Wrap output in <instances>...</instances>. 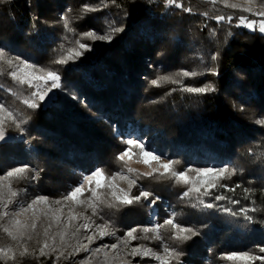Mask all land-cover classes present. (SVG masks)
Returning a JSON list of instances; mask_svg holds the SVG:
<instances>
[{
    "label": "trees",
    "instance_id": "1",
    "mask_svg": "<svg viewBox=\"0 0 264 264\" xmlns=\"http://www.w3.org/2000/svg\"><path fill=\"white\" fill-rule=\"evenodd\" d=\"M180 2L192 11L166 8L164 0H0V47L61 77L55 101L32 110L23 104L32 89L0 75V101L27 120L23 126L35 148L34 154L28 155L22 146L0 144V173L14 166L36 168L38 189L60 199L69 186L80 182L82 174L94 168L108 175L123 169L124 163L116 157L127 146L119 134L125 136L129 128H140L141 137H149V149L156 147L180 162L176 170L209 165L235 168L236 175L220 183L241 187L235 192L217 187L212 194L241 203L216 202L221 208L239 209L254 200L255 207L264 209V125L256 123L264 119V35L235 27L236 19L229 25L226 21L217 24L213 18L243 15L255 19L248 13L224 8L220 2L215 6L207 0ZM86 5L98 10L84 12ZM205 11L208 18L201 15ZM61 16H67L72 31L65 29ZM110 25L124 26L125 31L115 34L99 53L78 49L83 53L79 58L66 64L54 62L78 48L76 40L89 45L93 40L84 33H105ZM217 53L218 59L211 61ZM213 66L218 75L206 70ZM182 71L199 73L177 77L183 85L211 84L215 91L193 94L180 90L179 84L150 83ZM74 95L80 99H73ZM15 131L11 126L6 129L7 133ZM27 177L12 187L28 184L30 171ZM139 181L173 204L178 223L200 231L191 240L180 242L168 239L171 232L161 229L164 241L183 252L180 262H195L210 250L216 264L217 254L255 251V246L264 245V226H245L242 218L203 208L194 197L181 199L187 186L159 173L141 176ZM244 188L252 192L245 194ZM101 215L123 234L126 229L145 226L148 209L142 203L119 210L105 207ZM250 215L264 216V211ZM49 223L42 219L31 240L12 241L3 232L6 221H0V248L10 247L16 254L7 264H67L65 254L59 260L48 249L49 255H39L44 227ZM57 229L53 224L49 236ZM135 242L158 248L152 239ZM25 246L27 254L21 255ZM0 264L5 262L0 260Z\"/></svg>",
    "mask_w": 264,
    "mask_h": 264
},
{
    "label": "snow or ice",
    "instance_id": "2",
    "mask_svg": "<svg viewBox=\"0 0 264 264\" xmlns=\"http://www.w3.org/2000/svg\"><path fill=\"white\" fill-rule=\"evenodd\" d=\"M208 3L215 6L218 2L222 3L224 8L239 10L243 13H248L251 16H255L258 19H249L247 16L233 17L232 15H215L217 24L222 22H227L229 25H232L233 20L236 19L238 22L235 24V27H245L253 32L258 31L260 34L264 35V0H261L257 4V0H243V2H229V0H207ZM164 6L166 8L174 6L177 9H182L184 12H191L192 9L184 7L180 0H164ZM98 9L92 8L90 6H84L82 11H96ZM70 11V10H69ZM204 17L208 18L209 13L207 11L201 13ZM64 22L65 29L72 31L69 27V21L67 16H61L60 18ZM125 31L124 26L113 27L109 26V31L105 33H96L94 30H90L83 34L84 37L90 38L93 41H105L111 42L114 38V35L117 33H122ZM231 35V33H229ZM78 48H72L69 50L67 57L60 58L54 61L57 64H66L68 60H75L79 58L83 53L78 49L84 51L91 50V46L88 44L81 43L80 40H76ZM211 61H216L218 59V53L210 57ZM212 75H218L216 68L213 66L207 68ZM39 73V74H37ZM7 75L19 86H27L28 89H32L28 99L23 100V104L26 105L28 109L35 110L40 107L41 103H44L47 100L48 104H51L55 101V95H49L52 93L53 89L61 88V77L56 71L44 70L36 66L35 64L28 62L27 60L19 56H11L7 50L0 47V75ZM199 73L193 71H182L177 72L174 75H162L158 79H153L150 83L155 86H159L160 81H165L172 84H179L180 90L193 94H205L207 92L215 91V88L211 84L205 85L203 87H192L183 85L182 80L177 79V77H189L196 76ZM175 89H173L174 91ZM73 99H80L77 96H73ZM83 103V101H81ZM47 106V105H46ZM242 110V109H241ZM27 120H24L20 117V114L14 112L8 108L5 103L0 102V142H6L8 139H11L6 135V129L8 127H14L19 130L21 135H23L25 129L22 125L26 124ZM256 123L259 125H264V119L256 120ZM122 139L121 143L127 147L121 151L116 157L118 161L124 162V167L121 171L114 172L111 175H108L101 168H94L90 172L85 173L82 176L80 182L75 185L72 189L62 195L61 199H56L54 203L56 205H61L62 200L72 201L73 207L69 208V222L70 227L74 229L71 232V236L77 239V243H80L82 240H87V244L82 245V250L84 252H89V245L96 242V240L104 239L105 237L112 236L116 238L115 243L103 244L98 246L96 249L92 250L91 255L96 256L97 253H100L102 249L116 250L121 245L125 248H128L132 241L143 239V240H161L164 241V237L161 235V229H166L171 232V235L168 239L173 241L185 242L191 240L192 238L200 235V231L193 227H188L184 224L176 222V213L169 214L164 220L163 223H152L151 226H136L130 229L124 230V235L122 237H117V231L120 229L101 215L103 208H115L117 210L139 204L142 200L147 203L144 205L151 209V217L153 221L156 217V204L160 201L159 196H155L154 193L144 190L142 186L137 185V180L141 176H152L155 173H159L161 177H166L173 180L177 184H182L187 186V190L183 191L180 198H192L194 197L198 203L206 209H216L226 213L227 215L243 219L246 221V225L258 224L264 226V216H254L250 213L262 212L264 209L255 207V201H250L249 205H242L239 209L234 207H224L221 208L218 201L228 200L232 205H238L241 203L239 199H230L229 197L223 194L213 195L212 190L217 187L224 189L225 191L235 192L236 189L240 188V184H236L234 187H229L227 184H221V180L230 179L231 176L236 175L235 168L229 167H187L183 170L177 171L175 165L180 162L163 156L160 153H155L151 149L146 147V143L142 137H132V136H123L119 134ZM251 154V152L249 153ZM127 160L136 159L137 162L143 163L151 167L150 162H155L158 167L153 168L151 172L138 174L134 169L127 166ZM167 162H164V161ZM160 169L163 171L161 172ZM31 169L28 165L14 167L10 170H7L2 176H0V221H6L5 226L3 227V232L12 241H25L31 240L33 234L36 233L38 225L35 222H32L30 228L28 225L22 224L19 220H16L12 215L15 211L35 212V206L37 204H45L48 206L49 211L52 210V205L48 197L38 196L32 199L28 203L17 202L16 198L18 192L13 189L12 185L14 182L21 179L28 178L27 173ZM38 173L33 174L32 179L37 177ZM117 178L126 180L128 187L127 190L116 187L112 184V181H115ZM136 187L138 189L137 193H133L132 189ZM245 194L252 192V189L244 188ZM86 193L90 195L86 196ZM204 197H209L207 201L203 199ZM247 195L245 199H247ZM14 204V208H10L9 205ZM196 207V204L192 205ZM83 208L85 212L88 209H91V215L85 217L84 223H77L78 217L76 215V209ZM45 219H47L48 213L41 214ZM95 218V219H94ZM61 217L55 216L53 221L44 227L43 236L44 240L39 248L40 256L49 255L46 252V249L52 247L53 251H56L57 248H60L59 256L56 257L59 260L60 256H64L63 248L60 246H66L67 240L66 237L69 235L67 228L60 229L55 235L51 238L53 240L56 237H59L60 245L51 246L48 243V237L50 230L55 224L59 227ZM101 221L96 223V221ZM90 221V222H89ZM95 225V228H93ZM81 229H83V234H81ZM109 229V230H105ZM142 233V235H137V233ZM153 233L151 237L148 236V233ZM81 249H77L76 252ZM9 253H12L10 256ZM21 255L27 254V247L25 246L24 251L20 253ZM75 253L69 254L73 255ZM264 245L255 246V251L249 249L248 251L236 253H225L220 256V259L232 262V264H256V261H261V264H264ZM103 255L105 257V262L108 261V252L104 251ZM127 256H130L132 259L140 257L141 260L145 257H151L158 264H180V258L183 255V252L178 250V246H169L168 243L164 242L161 244L159 251L154 250L153 248L140 244L136 247L131 248L130 251L126 253ZM16 254L13 252V249L0 248V260H3L7 264V260H15ZM69 257H65L67 259ZM88 258H86L87 261ZM90 264V261H88ZM139 264V262H137Z\"/></svg>",
    "mask_w": 264,
    "mask_h": 264
},
{
    "label": "rangeland",
    "instance_id": "3",
    "mask_svg": "<svg viewBox=\"0 0 264 264\" xmlns=\"http://www.w3.org/2000/svg\"><path fill=\"white\" fill-rule=\"evenodd\" d=\"M256 18L257 17H255V19ZM243 28H245V27H243ZM245 29H247V28H245ZM247 30H249V29H247ZM249 31H251V30H249ZM96 33H98V32H96ZM110 43L111 42H105V41L96 40V41H92L89 45L91 46V51H93L94 54H97V53L100 52L101 47L109 46ZM57 90L58 89H53L52 93H49V95L52 96L53 94L56 93ZM43 104L45 106L49 105L47 103V100H45V102ZM22 127L25 129L23 135H21L19 130L15 131V132H11V133H7L6 132V135L8 137H10L11 139H8L6 142H0V144H7V145L9 144V145H15V146H22L28 155L34 154L33 152L35 151V148H34V146H32L30 140L27 137V129L23 125H22ZM129 129H130L129 131L131 133L130 134H126L125 137H127V136L141 137L140 133L138 132V130L140 128H138L137 130H134L133 128H129ZM151 137H154V134L151 135ZM143 139H144V141L146 143V147L149 148V142H148L149 141L148 140L149 137L148 138H143ZM151 150L153 152H155V153H160V152H158L156 147H152ZM163 156L169 158L167 155H163ZM125 159L127 161V166L132 168V169H134L135 172L138 173V174H144V173L151 172L153 168H157L158 167V165L154 161L150 162L151 163V167H149L148 165H145L143 163L137 162L135 158H133L132 160H127V158H125ZM164 162H167V161L165 160ZM14 167H18V166H14ZM14 167H12V168H14ZM187 167L188 166H185L184 168L179 169L177 171L183 170V169H185ZM209 167L219 168V166H216V165H209ZM12 168H9L8 170H10ZM121 170L122 169H119V170H117L115 172H118V171H121ZM6 171H4L3 173H0V176H2ZM160 171L162 172L163 170L160 169ZM34 172L38 173V175H37V177L35 179H32V176H33ZM83 175L84 174H82V176ZM39 179H40L39 171L36 168H31L30 177H29V183L24 185V186H22V187H20L19 189L13 188L14 190H16L18 192V196L16 198V201L17 202H23V203L26 204V203L30 202L32 199H34L35 197L45 196V197L49 198V201H50V203L52 205V210L49 211L48 206L43 204V203H41V204H37L35 206V208H36L35 212H32V211H28V212L15 211V212L12 213V215L14 216V218L16 220H19L22 224L28 225L29 228H30V225H31L32 222H35L36 224H38L42 219L45 220V221L52 222L53 218L55 216H57V215L60 216L61 220H60V224H59V227L56 230V232H58L60 229H63V228H67V230L69 232V235L66 237V240H67L66 246H60V247L63 248L64 254L67 257H69V258L66 259V263L67 264H88V261L92 262L91 264H99V263L106 264V262L103 261V259H105L104 255H103L104 251L108 252L107 264H137V262H139V264H158V262L155 261L151 257H145L144 259L141 260L140 257H136L135 259H132L130 256H127L126 253L128 251H130L131 248L136 247V246H138L140 244H143L141 242H135V241H132V243L129 245L128 248H125L123 245H121L116 250L102 249V251L100 253H97L96 256H92L91 255L92 250L96 249L98 246L106 244V243H108V244L115 243L116 242V238L112 237V236L105 237L102 240H100V239L96 240L95 243L89 245V252H84L82 250V245L83 244H87L88 243L87 240H82L80 243H77V239L73 238L70 235L71 232L74 231V229L70 227V222H69V215H70L69 208L73 207L72 201L62 200V204L65 205V207H61V205H56L54 203V201L56 199H59V198L51 197V196H49L47 194H43L38 189V184H39L38 181H39ZM81 179H82V177H81ZM112 184L114 186H116V187H119V188H122V189H125V190H127V187H128L127 181L126 180H122L120 178H117L115 181H112ZM137 185L138 186H142L144 188V190L149 191L151 193H154L155 196H159L161 198L160 201H158L156 206H155L157 214H156V217H155L154 221H153V219H152V217L150 215L151 209H149L147 207L148 215H147V218L145 220L146 221L145 226H151L152 223H154V222L155 223H160V215H162L163 220H164L169 214H171L173 212L176 213V222L178 223V220H177L178 211H177V209L173 206V204L169 200H166V199L162 198L160 195H158L157 193L147 189L146 186L139 181V179L137 180ZM69 187H71L70 189L73 188L72 186H69ZM132 192L133 193H137L138 189L136 187H134L132 189ZM87 195H90V194L86 193V196ZM140 203L145 205L147 202L142 200ZM9 207L10 208H14L15 205L14 204H10ZM89 211H90V213L88 211L85 212L84 209L83 210H76V215L78 217L77 223H81V224L84 223L85 222V217L91 215V209H89ZM45 212L48 213L47 219H45L41 215L42 213H45ZM39 218H40V220H39ZM100 222L101 221H99V220L96 221L97 224L100 223ZM93 228H95V225H93ZM105 230L107 231L109 229H105ZM55 234L54 233L51 234L49 236V238H48V243L51 246L60 245V241H59V237L58 236L56 237L55 240H53L51 238ZM81 234H83V229H81ZM151 234L153 235V233H151ZM123 235H124V233L123 234L116 233L117 237H122ZM152 240L155 241L156 245L158 246L157 249H160L161 244L165 242V241L156 240V239H152ZM58 249L60 250V248H57L56 251H53L52 247H50L48 249V251L50 253H55V255L57 257V256H59V253H60L58 251ZM77 249H81V250L76 252ZM157 249H154V250H157ZM157 251H159V250H157ZM232 252H236V251H229V252H226V253H232ZM72 253H75V254L69 255V254H72ZM236 253H240V252H236ZM221 255L222 254H217L216 255V257H217L216 264H232V262L220 259ZM94 257H97L98 259L94 260L93 259ZM86 258H88L87 261H86ZM218 259L222 260V261H225L226 263H222ZM213 260L214 259L212 258V252L209 250V251H207V254L199 257V259H197V261H195V262L192 261V260H190L188 262H182L181 261L180 264H213V262H212ZM256 264H261V261H256Z\"/></svg>",
    "mask_w": 264,
    "mask_h": 264
},
{
    "label": "built area",
    "instance_id": "4",
    "mask_svg": "<svg viewBox=\"0 0 264 264\" xmlns=\"http://www.w3.org/2000/svg\"><path fill=\"white\" fill-rule=\"evenodd\" d=\"M129 128V127H128ZM128 130H130V129H128ZM131 132L129 131L127 134H130ZM39 220H40V218H39Z\"/></svg>",
    "mask_w": 264,
    "mask_h": 264
}]
</instances>
